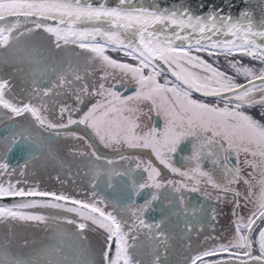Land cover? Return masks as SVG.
I'll use <instances>...</instances> for the list:
<instances>
[{
    "label": "snow or ice",
    "instance_id": "1",
    "mask_svg": "<svg viewBox=\"0 0 264 264\" xmlns=\"http://www.w3.org/2000/svg\"><path fill=\"white\" fill-rule=\"evenodd\" d=\"M253 15L244 10L234 18L221 6L197 15L135 0L116 6L106 0L95 6L90 0H0V49L6 50L0 63L10 57L20 73L27 63L31 76L30 89L19 97L0 77V201H10L0 203V225H43L71 241L22 258L10 250L14 236L5 232L0 264H171L172 242L205 219L196 215L191 193L231 204L233 235L184 264H264V20L257 23ZM200 53L230 58L234 74ZM245 57L259 68L243 64ZM129 85L134 89L125 94ZM60 137L73 141L68 147L90 178L91 199L42 190L27 179L38 152L46 148L55 158L52 145ZM95 141L113 155L99 151ZM14 152L22 164L11 163ZM177 155L184 165L177 166ZM205 162L212 167L205 169ZM146 190L143 203L133 200ZM210 208L217 221L223 210ZM156 212L158 218L150 215ZM180 220L184 230L177 233ZM89 233L102 240L93 245ZM225 253L229 259H205Z\"/></svg>",
    "mask_w": 264,
    "mask_h": 264
},
{
    "label": "flooded vegetation",
    "instance_id": "2",
    "mask_svg": "<svg viewBox=\"0 0 264 264\" xmlns=\"http://www.w3.org/2000/svg\"><path fill=\"white\" fill-rule=\"evenodd\" d=\"M44 35L47 36L46 33ZM45 46H47V42H45ZM68 47L72 48L74 46L70 45ZM75 51L79 52L80 49L76 48ZM0 52H6V50L0 49ZM106 54L112 57L113 59L121 60L123 62H128L132 64L136 63L135 61H131L128 58L124 57L122 53L119 52L107 51ZM20 55H23V53H21ZM246 59L250 61L247 64H249L251 67L254 66L259 68V65L256 64V62L250 60L249 58ZM17 66H18L17 61L12 60L9 57V62L0 63V77L9 80L11 92L19 97L25 95L24 92L25 89H30L31 76L28 74L30 66L27 63H23L19 65L24 69L23 73L16 72ZM145 71L147 72V70ZM169 78L172 79L170 76ZM88 79L89 80L92 79L91 75L88 77ZM162 81L163 80L161 78V82ZM133 89L134 86L129 85L128 92L125 94H131ZM198 95L199 94H194V97H197ZM64 99L67 103L74 102V98L70 96H66ZM258 111H259L258 109H255L253 110V113L258 114ZM153 122L158 123L161 127L163 126V121L158 120L155 117V114H153ZM3 129L4 126L0 125V138H2L3 135H5ZM71 143H73V141L66 140L63 137L56 138L54 144L52 145V150L55 153V158H52L51 156L48 155V150L46 148L38 152L37 158L33 160L29 165V168L27 170L28 171L27 179L32 183L38 184L42 190L55 191L58 193L63 192L65 194H70L77 199H91L90 196L91 188L89 185L90 178L87 175H85L86 169L82 164H80L81 158L74 157L71 154L68 147V145H70ZM95 143L99 151L109 156L113 155V153L110 150L104 149L103 146L100 145L98 141H95ZM184 147L185 146H182V148ZM184 154L188 155L190 154V151L185 149ZM24 158H26V156H24ZM18 159L21 164L24 162V159L21 158V154L19 152H14L10 154L11 163L16 164ZM175 163L177 164V166L184 165V161L181 159L180 155L176 156ZM211 167L212 165L210 163L205 162L204 164L205 169H210ZM165 172L167 173V170H165ZM167 175L169 178H174L177 180L180 179V177L178 176L173 177V174L171 173H167ZM119 179L120 178H116L117 181ZM148 191L151 190H146V192L142 193L141 196L139 197L133 196V200L137 203H143V196L146 195ZM209 191H213V190L209 188ZM107 192H112V189H107ZM189 196L192 207L196 209V215L198 217H205V219H202L200 221V226H199L203 228V231H200L198 227L197 229H194L191 233H188L183 239H180L178 237L176 240L172 242L173 247L170 250L171 255L169 257L171 264H184L186 257L197 254L203 249L212 247L213 245H218L220 243L226 244L232 238L233 235L231 204L216 205L215 201L206 200L204 197L200 196L199 193H191L189 194ZM201 205H203V207H201ZM210 205L217 207L218 212H220L221 209L223 210V213L217 216V221L211 220ZM249 207H251V205H249ZM240 214L246 217L248 215V209L242 208L240 210ZM150 215L158 218L159 212L150 213ZM189 215L191 216V211L189 212ZM205 220L207 222H205ZM172 222L173 224L177 223L176 217H172ZM209 225H214L215 231H213L212 228L209 227ZM17 226H20L18 228L20 230V233H17L16 230V233L14 234L17 239L20 238L22 241L23 238L24 241L26 239L28 240V237L35 239L36 241L35 247L29 250L33 253L36 250L48 245L71 244V241H61L58 237L55 236L52 230L50 233H46L44 231L43 225H40L39 227L34 229L33 232H31L30 234L28 233L29 228L26 226V224L21 223ZM63 227L69 229L71 228V226H67V225H64ZM183 230H184V222L183 220H180L179 227L176 228L174 231L179 233L180 231ZM12 232L14 231L12 230ZM198 232L199 234H197ZM205 235H210L214 237V239L205 241L204 240ZM89 240L94 245L98 240H102V238L99 236L98 233H89ZM29 251L27 247L24 246L20 249L19 254L22 258H28L29 256L33 255V253L29 254L28 253ZM258 254H259L258 251L253 252V255H258ZM205 259L206 260L229 259V257L228 254L225 253L220 257H210Z\"/></svg>",
    "mask_w": 264,
    "mask_h": 264
},
{
    "label": "water",
    "instance_id": "3",
    "mask_svg": "<svg viewBox=\"0 0 264 264\" xmlns=\"http://www.w3.org/2000/svg\"><path fill=\"white\" fill-rule=\"evenodd\" d=\"M90 2L95 6L103 0H90ZM117 2L118 0H106L108 6H116ZM135 2L138 4L143 3L145 6L155 2L161 7H185L197 15H206L211 7L221 6L225 7V12L231 13L234 18L238 17L241 11L250 10L254 13L253 19L255 22L259 23L264 20L261 11L264 4H261V0H135ZM228 4H231V7H226ZM221 39H224V37H221ZM0 203H10V201L4 200Z\"/></svg>",
    "mask_w": 264,
    "mask_h": 264
},
{
    "label": "rangeland",
    "instance_id": "4",
    "mask_svg": "<svg viewBox=\"0 0 264 264\" xmlns=\"http://www.w3.org/2000/svg\"><path fill=\"white\" fill-rule=\"evenodd\" d=\"M200 55L204 58V59H206V60H209V62H211V61H213V60H219V63L218 64H216L215 66L216 67H218V68H220V70H222V71H225L226 73H228V74H230V75H232V74H234L233 72H232V70H231V68L228 66V64H227V60L228 59H230V58H228V57H225V56H220V57H208L205 53H200ZM250 61L248 60V59H246V58H243V60H242V63L243 64H247V63H249ZM251 64H253V63H251ZM248 66H250L249 64H247ZM251 67V66H250ZM162 80H163V78H162ZM163 82V81H162ZM238 82H240V83H242V82H244V79H243V77H239L238 78ZM17 225H19V224H17ZM17 225H15L11 230H9V229H7L4 225H0V238H3V235H4V233L5 232H8L9 233V235L10 236H14V238L11 240V242H10V245H9V247H10V250L14 253V254H16V255H19L20 256V254H19V251H20V249L22 248V247H24V238H23V241L20 239V238H16L15 237V233H16V230H17V233H20V230L18 229L20 226H17ZM26 226L29 228V231H28V233L30 234L31 232H33V230L34 229H36L37 228V226L35 225V224H33V223H29V224H26ZM32 229V230H31ZM12 230L14 231V232H12ZM44 231L46 232V233H50L51 232V230L50 229H45L44 228ZM26 241H28V244H27V249H28V251L29 250H31V249H33L34 247H35V245H36V241H35V239H32L31 237H28V240L26 239ZM23 245V246H22ZM22 246V247H21ZM29 254H31V253H33V252H31V251H29L28 252Z\"/></svg>",
    "mask_w": 264,
    "mask_h": 264
}]
</instances>
